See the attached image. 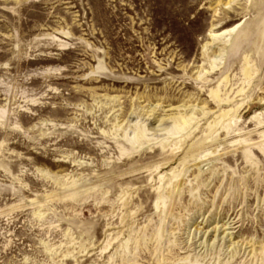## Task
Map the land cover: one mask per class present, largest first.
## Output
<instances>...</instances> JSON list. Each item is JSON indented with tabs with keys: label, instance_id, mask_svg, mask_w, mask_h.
Wrapping results in <instances>:
<instances>
[{
	"label": "rangeland",
	"instance_id": "374dc122",
	"mask_svg": "<svg viewBox=\"0 0 264 264\" xmlns=\"http://www.w3.org/2000/svg\"><path fill=\"white\" fill-rule=\"evenodd\" d=\"M0 264H264V0H0Z\"/></svg>",
	"mask_w": 264,
	"mask_h": 264
},
{
	"label": "bare ground",
	"instance_id": "6f19581e",
	"mask_svg": "<svg viewBox=\"0 0 264 264\" xmlns=\"http://www.w3.org/2000/svg\"><path fill=\"white\" fill-rule=\"evenodd\" d=\"M234 30V29H233ZM232 32V31H231ZM230 32V33H231ZM219 53H215L213 54V62L216 63V61H218L223 55H224V52L223 51H218ZM247 67V66H246ZM244 68V67H243ZM250 71V70H249ZM247 73H249L248 71L246 72V75ZM248 76V75H247ZM215 95V94H214ZM186 118H183L182 121L183 122H186ZM161 130V129H160ZM232 229V228H231ZM221 233V232H220ZM224 240V239H223ZM200 247V246H199Z\"/></svg>",
	"mask_w": 264,
	"mask_h": 264
}]
</instances>
